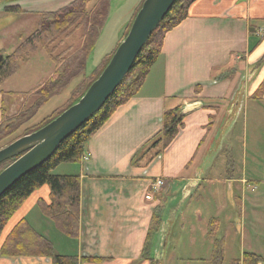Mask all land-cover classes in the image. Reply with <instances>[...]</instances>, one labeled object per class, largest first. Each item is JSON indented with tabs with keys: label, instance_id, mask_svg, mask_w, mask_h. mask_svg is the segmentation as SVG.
<instances>
[{
	"label": "crops",
	"instance_id": "1",
	"mask_svg": "<svg viewBox=\"0 0 264 264\" xmlns=\"http://www.w3.org/2000/svg\"><path fill=\"white\" fill-rule=\"evenodd\" d=\"M73 1L0 0V25L6 23L7 17L10 20V12L37 15L40 22L41 13L57 11ZM99 1L90 7L91 1L89 8ZM143 2L109 0L106 20L86 62L87 75L122 42ZM12 6H18L21 11L13 10ZM263 33L264 0H196L192 3L189 16L166 34L162 52L137 95L117 108L87 141L80 162L61 163L53 170L59 175L80 176L78 236H67L53 220L42 214L38 201L50 202V188L43 185L26 199L7 223L0 245L25 219L48 238L60 254L106 258L81 264H151L144 248L148 233L152 231L149 252L156 264H165L174 222L185 205L202 186L212 185L213 190L220 191L221 179L208 173L215 165L223 136L231 130L241 110V103L236 104L237 97L244 98L243 102H247V98L254 99L251 96L264 79ZM238 61L243 62L244 72L236 79L225 68ZM55 70L56 66L35 90L53 77ZM75 84L76 80L71 83L70 93ZM13 93L23 92H12L11 96L0 92V123L2 109L5 116L12 117L36 97L33 93L27 94L19 102L13 99ZM227 98L230 102L225 104ZM233 105H238L234 108L235 115L224 130L227 113ZM176 107H180L184 126L170 145L155 155L160 147L151 144L163 128V114ZM18 108L21 109L17 112ZM32 119L25 126H32L29 125ZM159 179L164 184L157 188L154 184ZM224 181L229 183L232 203L223 206V212L231 209L230 212L215 218L221 211V199L216 195L213 206L202 204L206 212L214 211L209 221L205 220L203 208L197 214L207 236L212 226L225 227V218L230 217L231 224L242 225L247 216L256 217L261 209L257 202H248L245 192L259 186L248 184V179L242 175L230 176ZM234 190L236 195H233ZM238 193L240 203L237 202ZM159 206L162 207L161 218L155 225L154 211ZM255 230L254 233H259ZM256 238L259 246L251 247L247 243L250 250L241 249L240 263L234 260L232 264H244L245 253L260 256L257 264H264V238L259 234ZM0 264H51V259L1 255Z\"/></svg>",
	"mask_w": 264,
	"mask_h": 264
},
{
	"label": "trees",
	"instance_id": "2",
	"mask_svg": "<svg viewBox=\"0 0 264 264\" xmlns=\"http://www.w3.org/2000/svg\"><path fill=\"white\" fill-rule=\"evenodd\" d=\"M91 1L93 0H75L57 11L41 13L39 27L21 42L13 53L9 55L0 53V55H3L0 59V89L17 72L20 63L27 60L40 45L46 48L56 64L53 77L37 90L26 93H33L36 96L31 104L12 117L5 116L4 109L1 110L0 149L23 135L44 126L78 101L108 64L114 52L103 60L93 72L89 75L86 73L87 59L97 42L109 10V0H100L93 8H89ZM195 1L176 0L169 13L143 46L132 69L100 110L66 138L48 160L22 176L0 197V238L7 223L26 199L43 185H48L50 188V202L48 203L43 199L38 201L42 214L53 220L58 229L67 236H78L81 203L80 176L76 174L59 175L53 173V170L61 163L80 162L84 157V146L87 141L110 119L117 108L137 95L162 52L166 34L189 16V9ZM12 9L21 11L18 6H12ZM79 29L83 30L82 46L77 50H73L69 46L63 52L57 54V44L53 45L56 38L62 34L69 36ZM128 32L129 30L126 35ZM74 80H76V84L71 90L67 107L54 110L36 125L25 126L34 117L42 102L50 101L55 95L69 88ZM263 96L264 79L251 97L261 99ZM183 126V115L180 113V107L165 110L163 128L151 144L152 147L156 145L160 147L155 155L160 154L170 145ZM16 157L1 162L0 172L12 163ZM161 211V206L154 211L153 224H159ZM152 235L153 232L149 231L144 251L151 264H156L149 252ZM1 255L49 257L51 264H81L84 261H103L106 259L104 257L78 258L74 255L60 254L56 251L52 242L33 229L25 219L13 228L5 242L0 245ZM260 259L261 257L256 254L245 253L243 263L257 264Z\"/></svg>",
	"mask_w": 264,
	"mask_h": 264
},
{
	"label": "rangeland",
	"instance_id": "3",
	"mask_svg": "<svg viewBox=\"0 0 264 264\" xmlns=\"http://www.w3.org/2000/svg\"><path fill=\"white\" fill-rule=\"evenodd\" d=\"M95 3L96 0L92 1L90 7ZM9 15L10 20L7 17L6 23L0 25V53L3 55L13 53L18 45L39 27L40 23L37 15H23L16 12H10ZM82 35V29L74 31L69 36L59 35L53 44H57L56 53L60 54L69 46L73 50L80 48L83 44ZM92 56L94 58L95 53ZM55 66L56 64L46 48L40 45L27 60L20 63L17 72L1 86L0 92L5 96H11L12 92H23L13 93V99L20 102L22 98L28 96L24 93L34 91L39 87L55 69ZM225 70L237 79L244 72L243 62L238 61L236 64L232 62ZM70 89L69 87L55 95L52 101L42 102L29 125L40 123L51 114V111L67 107ZM242 99L245 100L237 97L236 104L238 101L241 103V110H238L239 115L231 130L226 136H223L221 150L215 158V165L208 173L210 176H217L221 179L218 183L220 191L219 189L213 190L212 185H206L205 188L202 186L185 205L174 222V228L169 237L168 256L165 264H232L234 260L240 263L241 249L250 250L247 243L251 247H258L260 243L256 238L257 234L264 238V100L247 98V102H243ZM229 102L230 100L227 98L224 103L228 104ZM224 103L222 102L221 105ZM237 106L233 105V108L227 113L229 117L224 130L229 127L235 115L234 108ZM20 109L18 108L16 111L18 112ZM241 175L248 179V184L259 186L258 189L252 190L250 187L245 191L249 203L257 202L261 205L259 215L256 217L247 216V220L242 225L231 224V218L227 217V220L225 218V227L212 226L210 236H207L205 226L199 224L197 220V214L202 212V204L211 203L213 206L215 196L218 195L221 199V211L217 212L215 218L227 215L231 209H225L223 212V206L229 202L232 203V201H230L229 183L224 180L230 176L238 178ZM236 193L237 191L234 190L233 195ZM210 195L212 198L209 197ZM207 199L210 201H205ZM237 202H241L239 193ZM205 210L206 207L203 208L205 220L209 221L210 213L213 210L207 212ZM255 229L259 233H254ZM242 240H246V242H242Z\"/></svg>",
	"mask_w": 264,
	"mask_h": 264
},
{
	"label": "water",
	"instance_id": "4",
	"mask_svg": "<svg viewBox=\"0 0 264 264\" xmlns=\"http://www.w3.org/2000/svg\"><path fill=\"white\" fill-rule=\"evenodd\" d=\"M175 2L144 0L128 34L80 99L44 126L0 149V163L18 156L0 172V197L22 176L48 160L66 138L100 110L132 69L143 46Z\"/></svg>",
	"mask_w": 264,
	"mask_h": 264
},
{
	"label": "built area",
	"instance_id": "5",
	"mask_svg": "<svg viewBox=\"0 0 264 264\" xmlns=\"http://www.w3.org/2000/svg\"><path fill=\"white\" fill-rule=\"evenodd\" d=\"M264 34V33H263ZM164 184V182H163V180H157L156 182H155V187H157V188H159V187H161L162 185Z\"/></svg>",
	"mask_w": 264,
	"mask_h": 264
}]
</instances>
